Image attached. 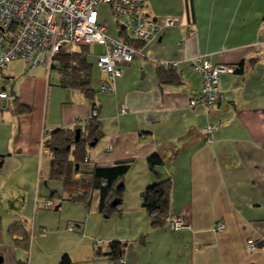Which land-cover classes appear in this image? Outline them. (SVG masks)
Here are the masks:
<instances>
[{"label": "crops", "instance_id": "obj_1", "mask_svg": "<svg viewBox=\"0 0 264 264\" xmlns=\"http://www.w3.org/2000/svg\"><path fill=\"white\" fill-rule=\"evenodd\" d=\"M144 11L157 32L138 42L143 55L121 66L113 91L98 88L88 98L58 75L53 95L65 98L48 102L43 93L50 83L46 88L41 76L24 75L14 86V69L28 66L23 59L0 69V89L12 96L0 115V264H119L118 257L124 264H264V0H144ZM168 16L179 22L163 25ZM195 56L235 68L221 74L208 110L189 104L202 86ZM158 59L175 63L162 68ZM171 72L178 81L162 82ZM91 121L88 159L83 156L71 177L87 184L95 166L128 165L112 184L122 183L123 191L120 199L110 195L114 208L107 215L99 209V189L67 190L52 176L45 142L57 129L90 134ZM210 122L218 126L206 140ZM152 154L162 162L149 166ZM166 177L169 214L182 216L190 229L173 230L166 220L152 225L141 205L144 187ZM47 198L53 210L64 200L82 202L72 206L80 215L46 222L52 212L35 203ZM217 221L222 230L213 229ZM112 240L121 242L115 256Z\"/></svg>", "mask_w": 264, "mask_h": 264}, {"label": "built area", "instance_id": "obj_2", "mask_svg": "<svg viewBox=\"0 0 264 264\" xmlns=\"http://www.w3.org/2000/svg\"><path fill=\"white\" fill-rule=\"evenodd\" d=\"M99 2L110 4L117 24L133 39L147 42L155 36L158 27L145 16L144 0H0V69L17 58L23 59L29 67L41 64L49 68L64 44L99 43L102 51L97 54V66L105 74L99 89L113 91V80L121 74V66L143 54L138 47L106 35L105 27L97 19ZM178 22V17L168 16L164 18L163 25ZM155 63L168 67L175 61L158 59ZM192 65L202 75V86L199 94L189 99V104H200L208 110L215 105L221 74L232 72L234 67L213 64L200 56L192 59ZM11 98V94L0 89V115L7 109ZM92 113L94 115L96 111ZM217 126L216 122L206 124V140L210 139ZM51 204L49 198L35 203L37 207L44 208ZM166 221L173 230L191 228L190 223L177 214H168ZM223 227L220 221L213 225L214 230H222ZM68 228L72 229L73 224ZM246 245L254 248V240L248 238ZM118 263L124 264L119 257Z\"/></svg>", "mask_w": 264, "mask_h": 264}, {"label": "trees", "instance_id": "obj_3", "mask_svg": "<svg viewBox=\"0 0 264 264\" xmlns=\"http://www.w3.org/2000/svg\"><path fill=\"white\" fill-rule=\"evenodd\" d=\"M118 25V24H117ZM118 37L127 44L136 46L139 40L133 39L121 26L118 25ZM70 48L67 51H59L55 54L51 67L57 70L59 75V82L66 87H73L80 89L84 95L88 98H93L95 88L90 85V69L91 62L88 60L90 53L88 44H76L69 43ZM137 47V46H136ZM162 68H170L171 66H159ZM235 69V68H234ZM161 76V74L159 73ZM171 78H163L162 82H176L178 81L177 74L171 72ZM19 111H27L25 106H18ZM96 123L93 121L87 125L89 127V136L82 138L81 133L78 140L75 141L74 128L69 129H57L51 132L50 137L45 141L48 146L52 158H51V174L53 177H61L66 185V189L69 190L71 186H77L81 188L85 186L83 194L90 191L91 188H97L100 191L99 209L105 215L109 214L114 206H110L108 198L110 195H114L115 199H120V195L123 191V184L119 183L115 188L112 184L116 180H120L124 173L127 171L128 165L124 163L114 164L111 166L99 167L95 166L92 169V181L83 184V177L73 181L71 172L74 170L75 165L79 164V161L86 156L84 151V143L88 141L94 135L92 125ZM95 130V129H94ZM73 145V148L71 146ZM71 156V158H70ZM87 157V156H86ZM85 159V157H84ZM88 159V157H87ZM162 159L158 154H152L147 157V163L149 166L161 163ZM169 190L170 179L168 177L159 179L153 183L148 184L140 192L141 205L146 210V213L151 219L152 225L162 224L169 214ZM70 193V191L68 192ZM111 248V254L117 255L120 251L121 242L118 240H112L109 243Z\"/></svg>", "mask_w": 264, "mask_h": 264}, {"label": "rangeland", "instance_id": "obj_4", "mask_svg": "<svg viewBox=\"0 0 264 264\" xmlns=\"http://www.w3.org/2000/svg\"><path fill=\"white\" fill-rule=\"evenodd\" d=\"M96 12H97L98 22L101 23L105 27L106 35L111 37V38H116V39L119 38L118 37V25H117V22L115 20V16L113 14L112 7L110 6V4L107 2H99L97 4V7H96ZM69 48H70V44L68 43V44H64L62 46L61 50L67 51ZM89 49L91 52H93L92 54L88 55V60L91 62L90 85L92 88H95L96 90H98L99 84H100L99 83L100 77L105 75L103 72L100 71V68L97 66V54L102 51V45L99 43H93V44L89 45ZM20 67H22L21 64H19L18 67L15 68L14 72H13L14 76L12 77V79L14 81V86L17 85L16 83H17L18 78L23 77L24 75H29L32 77L41 76L42 79L46 82V88H47V83L48 82L50 83V84H48V89H47L48 92L46 89L44 90V93H43V96L45 97L44 101L47 98L48 102L49 101L60 102L65 98L64 94H57L56 93L53 95V90H55L56 87H58V85H59L58 84L57 70L54 67H51L48 70V72L42 65H37V66H34L30 69H28L29 68L28 66H25V68H20ZM3 79H4V76L0 75V82ZM6 88L9 89V86ZM50 103H48L49 109H50ZM87 134L88 133H86V132H81V137L85 139L88 137ZM58 201H60V200L59 199L55 200L56 203H58ZM63 204H65V205L63 206ZM78 204L83 206V203L80 201L64 200V201H62L61 206H59V208L57 210H53L52 209L53 207H49V209H44L43 207H41L40 210L41 211H44V210L49 211L50 210L52 212V213H49L48 216L44 217V220L46 222L48 221L51 223L53 218H57L58 216H61L62 218H66V217L69 218L72 214L80 215V209H78L76 207H72L73 205H78ZM54 216H56V217H54ZM69 219H71V218H69ZM51 228H53V227L51 226ZM98 231H99L98 229L93 230V233L98 232ZM42 242H45V241L42 240ZM38 244L40 245L39 242H38Z\"/></svg>", "mask_w": 264, "mask_h": 264}, {"label": "water", "instance_id": "obj_5", "mask_svg": "<svg viewBox=\"0 0 264 264\" xmlns=\"http://www.w3.org/2000/svg\"><path fill=\"white\" fill-rule=\"evenodd\" d=\"M79 128H76L75 129V133H74V140H77L78 139V137H79ZM94 143V140H92L91 142H89V144H93ZM117 201L116 200H113L112 202H111V204H115ZM0 261H1V256H0Z\"/></svg>", "mask_w": 264, "mask_h": 264}, {"label": "bare ground", "instance_id": "obj_6", "mask_svg": "<svg viewBox=\"0 0 264 264\" xmlns=\"http://www.w3.org/2000/svg\"><path fill=\"white\" fill-rule=\"evenodd\" d=\"M45 137V136H44ZM41 144V143H40Z\"/></svg>", "mask_w": 264, "mask_h": 264}]
</instances>
